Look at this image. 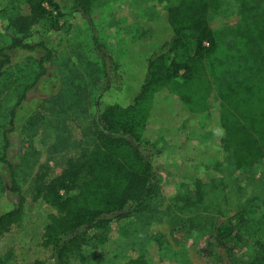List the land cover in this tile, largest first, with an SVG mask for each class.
I'll return each instance as SVG.
<instances>
[{
  "label": "rangeland",
  "instance_id": "374dc122",
  "mask_svg": "<svg viewBox=\"0 0 264 264\" xmlns=\"http://www.w3.org/2000/svg\"><path fill=\"white\" fill-rule=\"evenodd\" d=\"M50 2L57 6L52 11L58 29L37 26L30 38L51 48V59L43 63L45 74L34 82L38 62L45 56L41 49L15 48L5 51L10 62L0 78V136L2 125L8 122V108L29 86L8 134L7 158L15 166L25 197L22 219L0 237V255H8V264L36 260L61 264L53 249L41 245L43 228L54 210L40 201L37 188L59 175L66 160L89 153L100 141L94 100L105 79L92 38L98 37L109 63L114 64L118 47L132 33L148 31L153 14L165 20L163 10L174 0H99L90 20L76 11L73 0ZM215 5L208 21L215 32H222L221 54L235 41L227 25L251 27L264 17V0H216ZM44 6L51 11L48 3ZM29 10L26 0H0V45L8 44L12 34L8 14H28ZM153 30L166 37L160 23ZM112 66L110 75L118 82L124 71ZM218 86L211 79L203 115L194 119L182 115L174 133L151 136L143 148L153 167L150 197L126 217L112 218L106 226L87 231L77 262L72 264H121L137 255L149 264H247L263 258L264 160L236 167L218 138L212 149L210 135L221 131L217 128ZM7 178L0 163V214L18 202ZM219 225H227L232 233L216 235Z\"/></svg>",
  "mask_w": 264,
  "mask_h": 264
},
{
  "label": "trees",
  "instance_id": "16d2710c",
  "mask_svg": "<svg viewBox=\"0 0 264 264\" xmlns=\"http://www.w3.org/2000/svg\"><path fill=\"white\" fill-rule=\"evenodd\" d=\"M73 1L76 11L90 20L99 0ZM215 2L174 0L163 10L165 20L161 14H153L148 31L132 33L128 42L118 47L114 64L109 63L110 57L98 37L92 38L105 79L94 100L95 131L100 141L89 153L66 160L59 175L37 188L40 201L54 210L43 228L41 245L53 249L61 264L77 262L76 254L81 253V241L87 231L106 226L112 218L126 217L150 197L153 167L143 148L156 133H174L182 115L189 114L194 119L205 113L211 79L215 78L219 85L217 128L221 130L210 135L212 149L218 138L220 148L230 154L236 167H251L264 160V17L257 18L251 27L227 25L235 41L221 54L222 32H215L208 21V12L216 6ZM26 3L28 14H8L12 34L8 44L0 45V78L10 62L6 50L39 48L45 56L38 62L36 83L45 74L44 61L53 54L47 45L32 43L30 38L37 26L58 29L57 17L53 15L57 6L50 0ZM157 23L166 37L153 30ZM110 65L114 70L115 66L123 69L120 81L111 77ZM28 89L29 86L24 87L8 108V122L1 127L0 163L8 175L9 190L18 195V202L15 208L0 214V237L24 214L25 197L7 154L16 109ZM241 212L244 214L243 209ZM215 232L223 237L232 230L219 225ZM261 247L264 250V236ZM7 259V254L0 255V264H8ZM31 264L44 263L36 260ZM121 264L149 263L137 255ZM247 264H264V256Z\"/></svg>",
  "mask_w": 264,
  "mask_h": 264
}]
</instances>
